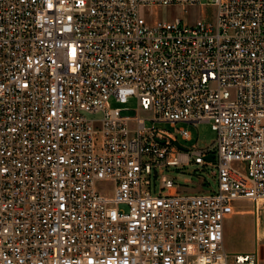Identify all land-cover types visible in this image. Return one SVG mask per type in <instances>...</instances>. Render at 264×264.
<instances>
[{
  "label": "built area",
  "instance_id": "2783aa9c",
  "mask_svg": "<svg viewBox=\"0 0 264 264\" xmlns=\"http://www.w3.org/2000/svg\"><path fill=\"white\" fill-rule=\"evenodd\" d=\"M205 123L211 147L178 145ZM191 164L216 189L180 192L166 171ZM237 202L257 222L264 0H0V264H259L225 250Z\"/></svg>",
  "mask_w": 264,
  "mask_h": 264
},
{
  "label": "rangeland",
  "instance_id": "374dc122",
  "mask_svg": "<svg viewBox=\"0 0 264 264\" xmlns=\"http://www.w3.org/2000/svg\"><path fill=\"white\" fill-rule=\"evenodd\" d=\"M215 9L212 6L200 5L196 7L181 6H162L159 8L142 9L141 15L148 20L159 19L162 21L171 22L176 19L182 20L185 24L192 25L200 20L212 21L214 17ZM111 107L128 109L124 114L128 116H135L138 108V102L136 99H131L127 105H119L114 100H111ZM140 117L149 119L150 114L140 111ZM98 115L96 118H99ZM89 118H94L89 116ZM147 126H151L152 123L147 122ZM157 129H161L168 132H173L174 128L170 124L155 123ZM186 128L192 134V140L186 141L178 137V145L185 149L205 148L211 147L216 140V133L212 130V125L209 123L199 125H185L178 124L177 129ZM198 166L191 164L188 167L179 169H169L166 174L176 180V185L180 189V192L192 193L199 192L204 188H207L206 184L201 189L200 179H206L211 186L216 189V184L211 179L209 170L199 172ZM254 207L251 204L245 202L233 204L232 208L226 213L225 221L230 220L232 226V234L230 237V243L227 244V249H232L235 254H247L242 253L244 250L250 249L252 252L258 254L259 264H264V211L258 210L257 222L255 221Z\"/></svg>",
  "mask_w": 264,
  "mask_h": 264
},
{
  "label": "crops",
  "instance_id": "0c3cea01",
  "mask_svg": "<svg viewBox=\"0 0 264 264\" xmlns=\"http://www.w3.org/2000/svg\"><path fill=\"white\" fill-rule=\"evenodd\" d=\"M238 203H242V202H237V203H235V204H238ZM231 234H232V226H231V223H230V220H227V221H225V223H224V247H225V250L228 252V253H233V252H235V251H233L232 249H230V250H228L227 249V244H229L230 243V237H231ZM256 241H264V238L262 239V240H256ZM242 253H247V254H249V253H253L252 252V250H250V249H247V250H244V252H242Z\"/></svg>",
  "mask_w": 264,
  "mask_h": 264
},
{
  "label": "bare ground",
  "instance_id": "6f19581e",
  "mask_svg": "<svg viewBox=\"0 0 264 264\" xmlns=\"http://www.w3.org/2000/svg\"><path fill=\"white\" fill-rule=\"evenodd\" d=\"M258 210L264 211V202H260Z\"/></svg>",
  "mask_w": 264,
  "mask_h": 264
},
{
  "label": "water",
  "instance_id": "95a60500",
  "mask_svg": "<svg viewBox=\"0 0 264 264\" xmlns=\"http://www.w3.org/2000/svg\"><path fill=\"white\" fill-rule=\"evenodd\" d=\"M212 159H213V156L207 157V161H212Z\"/></svg>",
  "mask_w": 264,
  "mask_h": 264
}]
</instances>
